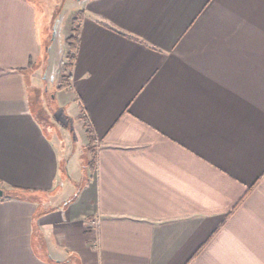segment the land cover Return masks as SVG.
I'll use <instances>...</instances> for the list:
<instances>
[{
    "label": "crops",
    "instance_id": "crops-1",
    "mask_svg": "<svg viewBox=\"0 0 264 264\" xmlns=\"http://www.w3.org/2000/svg\"><path fill=\"white\" fill-rule=\"evenodd\" d=\"M38 1L0 0V264H264V0H75L65 133Z\"/></svg>",
    "mask_w": 264,
    "mask_h": 264
},
{
    "label": "rangeland",
    "instance_id": "rangeland-1",
    "mask_svg": "<svg viewBox=\"0 0 264 264\" xmlns=\"http://www.w3.org/2000/svg\"><path fill=\"white\" fill-rule=\"evenodd\" d=\"M40 9L43 8L44 12L40 10V14L43 15L45 24L48 25L49 36L53 33V25L55 24V20L59 18H64L67 21L70 17L77 14L75 13L77 5L75 4V0H39L38 1ZM76 16V15H75ZM53 19V21L51 20ZM53 24V25H52ZM47 30V31H48ZM63 47L68 50V46L65 43ZM68 52V51H67ZM66 52V53H67ZM63 60L55 65V68L50 71L47 75L48 80L44 82L43 75L39 76L38 81V97L37 102L34 104L40 112L38 116L44 122V125L51 127L49 124H45L47 119H51L55 125L63 127L64 130L62 133H65V129H70L69 125L65 122V114L63 109H59L51 99L52 93H54V87L57 84H60L63 72H68L66 68L63 66V62H66L65 52H63ZM32 93L33 88H31ZM66 125V126H65ZM57 126V127H58ZM59 127V128H60ZM60 128V129H61ZM49 129V128H48ZM71 133V132H70ZM74 146L78 148L77 153H74L71 159L70 164L67 166L70 175L76 177V179H81L87 171H91V159H92V146L85 145V147L79 143H77L76 139L73 141ZM77 264V263H72Z\"/></svg>",
    "mask_w": 264,
    "mask_h": 264
},
{
    "label": "trees",
    "instance_id": "trees-1",
    "mask_svg": "<svg viewBox=\"0 0 264 264\" xmlns=\"http://www.w3.org/2000/svg\"><path fill=\"white\" fill-rule=\"evenodd\" d=\"M81 20H82V14L81 12H78L76 16L73 18L72 23H71V34L66 38V44L68 46V52L65 55L66 62H63V66L65 68L70 69L73 65V61L75 58V51L77 48V43H78V35H79V29L81 25ZM69 76L67 77H62L60 84L57 86V89H66L68 88L69 84ZM87 137L89 140V144L92 145L94 143V139L92 137V134L90 130H87ZM95 162V156H94V150L92 149V159H91V168L94 165ZM4 194L1 199H8V198H16V197H21L23 190L17 189V188H9V189H3Z\"/></svg>",
    "mask_w": 264,
    "mask_h": 264
},
{
    "label": "water",
    "instance_id": "water-1",
    "mask_svg": "<svg viewBox=\"0 0 264 264\" xmlns=\"http://www.w3.org/2000/svg\"><path fill=\"white\" fill-rule=\"evenodd\" d=\"M4 194V190L2 188H0V197H2Z\"/></svg>",
    "mask_w": 264,
    "mask_h": 264
}]
</instances>
